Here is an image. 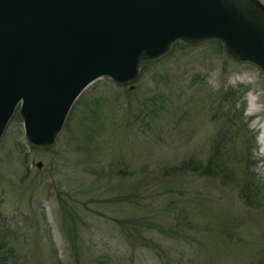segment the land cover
Masks as SVG:
<instances>
[{
    "label": "rangeland",
    "instance_id": "1",
    "mask_svg": "<svg viewBox=\"0 0 264 264\" xmlns=\"http://www.w3.org/2000/svg\"><path fill=\"white\" fill-rule=\"evenodd\" d=\"M192 44L133 89L90 84L51 148L16 114L0 141V264H264V72Z\"/></svg>",
    "mask_w": 264,
    "mask_h": 264
},
{
    "label": "water",
    "instance_id": "2",
    "mask_svg": "<svg viewBox=\"0 0 264 264\" xmlns=\"http://www.w3.org/2000/svg\"><path fill=\"white\" fill-rule=\"evenodd\" d=\"M219 39L264 72L256 0H0V141L18 113L32 147H53L101 77L135 87L179 41Z\"/></svg>",
    "mask_w": 264,
    "mask_h": 264
},
{
    "label": "trees",
    "instance_id": "3",
    "mask_svg": "<svg viewBox=\"0 0 264 264\" xmlns=\"http://www.w3.org/2000/svg\"><path fill=\"white\" fill-rule=\"evenodd\" d=\"M216 41L221 42V43H224V42H222V41L219 40V39H216ZM192 45H194V44H192ZM224 94H225V93H224ZM224 94H223V96H225ZM102 100H103V99H101V100H99V101L102 102ZM94 109H95V108H94ZM15 116H16V115H15ZM156 243H157V242H156ZM154 244H155V242L153 243V245H154ZM165 253H167V252L165 251ZM161 255H162V254H161ZM166 255H168V254H166ZM163 256H164V255H163ZM163 256H161V258H164L165 263L168 262V264H169V263H171V264H175L174 262L172 263L173 260L170 258L171 256H166V257H163ZM169 260H170V261H169ZM180 264H181V263H180Z\"/></svg>",
    "mask_w": 264,
    "mask_h": 264
},
{
    "label": "bare ground",
    "instance_id": "4",
    "mask_svg": "<svg viewBox=\"0 0 264 264\" xmlns=\"http://www.w3.org/2000/svg\"><path fill=\"white\" fill-rule=\"evenodd\" d=\"M251 100H252V98H251ZM254 100V99H253ZM263 127V126H262ZM261 137H260V140H261V142L264 144V130H263V132H262V134L260 135Z\"/></svg>",
    "mask_w": 264,
    "mask_h": 264
}]
</instances>
